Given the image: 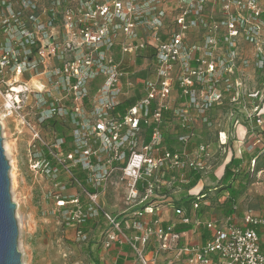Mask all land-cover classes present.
<instances>
[{
	"label": "built area",
	"instance_id": "1",
	"mask_svg": "<svg viewBox=\"0 0 264 264\" xmlns=\"http://www.w3.org/2000/svg\"><path fill=\"white\" fill-rule=\"evenodd\" d=\"M0 7V72L11 70L16 82L30 77L20 91L11 87L5 108L19 112L35 93L31 77H48L36 88V107L47 105L41 123L70 122L71 139L57 137L33 167L55 169L45 149L59 164L74 162V182L90 206L72 198L70 219L105 220L103 247L128 245L133 258L114 264H158L161 256L169 264H264V216L251 209L238 221L207 220L198 216L199 200L184 207L174 198L190 173H212L216 145L231 161V146L241 155L262 143L255 136L247 147L237 135L244 122L264 129L263 103L242 122L235 103L264 94L240 82L248 65L264 78V0H3ZM139 54L150 69L134 84L127 59ZM138 84L140 98L118 111ZM113 183L125 186L128 201L118 214L100 202ZM70 201L60 197L58 205ZM169 205L176 219L164 220ZM179 224L209 235L194 242ZM78 236L86 233L79 228Z\"/></svg>",
	"mask_w": 264,
	"mask_h": 264
},
{
	"label": "rangeland",
	"instance_id": "2",
	"mask_svg": "<svg viewBox=\"0 0 264 264\" xmlns=\"http://www.w3.org/2000/svg\"><path fill=\"white\" fill-rule=\"evenodd\" d=\"M3 0H0L2 2ZM13 5L15 0H8ZM1 11V7H0ZM4 32L0 34V42L4 40ZM52 64L58 63L53 59ZM128 66L135 73L131 76L136 84L140 79L149 74L150 63L137 58L127 59ZM248 71L241 75L240 82L246 85L250 90L264 89V78L257 79L253 73L252 65H248ZM41 68L37 73H41ZM145 73V76L144 74ZM30 76V75H29ZM25 78L20 77L19 81H15V75L11 70L8 72H0V124L3 136V145L6 149L7 158L11 163L10 179H12L11 196L16 204V217L19 228L18 245L19 251L22 254L23 264H113L118 260V249L116 246L112 248L103 247L102 239L106 224L102 219L97 218L96 227L89 226L86 233V238L81 239L78 236V227L71 218V210L74 208L72 198L79 196L84 207L87 209L90 206V200L84 198L82 193L83 188L74 182L72 173L76 172V167L73 161L64 162V152L69 147L60 149V156L64 164L55 162L52 167L55 168L51 172L43 170V166L34 168L33 165L37 160L36 154L44 151V148L55 143L57 137L69 136L71 123L58 119V124L42 122L40 116L41 110H46L47 105L37 108L36 88L42 83L48 82L46 75L34 74L31 77V85L35 89L30 95V99L25 103V106L19 109V112L10 113L6 108V101L9 99L8 94L11 93V87L18 86ZM139 85V84H138ZM138 85L133 86L129 91L130 94L136 93ZM98 85H95L92 94L97 93ZM128 91V92H129ZM263 103L264 94L257 97L241 96L235 103L236 118L242 122L244 115L248 113L254 114V105ZM264 118V115L262 116ZM60 121V123H59ZM245 123V122H244ZM238 127L241 135H237V139L246 141L248 147L250 143H255V136L264 140V129L257 124L250 123ZM248 134L244 136V132ZM39 133V137H38ZM256 147V146H255ZM218 150L217 161L213 165L212 173L205 177L211 178L214 173L221 175L224 167L229 162L226 159L228 153L220 150L219 146L214 147ZM234 146H231V154ZM248 153V151H245ZM243 156L244 157V154ZM230 154V153H229ZM44 155V154H43ZM257 168L263 170L258 173L257 170H252V165L249 167L247 158L244 157L241 170L250 174L246 192L238 199L235 212V220L243 216V213L253 209L255 212L264 215V153L259 155ZM12 172V175H11ZM88 187V186H87ZM215 192V191H214ZM125 186L122 183L111 184L105 191L100 202L106 210L120 213L128 206L126 199ZM219 196V195H218ZM215 193V198L209 197L207 203L200 205L203 207L204 219L225 220L226 214L223 210V202L226 197H218ZM64 197L70 202L64 208L58 205L59 198ZM221 200H220V199ZM165 212L169 217L174 216L172 206L166 208ZM104 222V223H103ZM130 232V231H128ZM93 253L91 252V250ZM158 264H169L170 258L161 256ZM96 258L99 260L96 262Z\"/></svg>",
	"mask_w": 264,
	"mask_h": 264
},
{
	"label": "trees",
	"instance_id": "3",
	"mask_svg": "<svg viewBox=\"0 0 264 264\" xmlns=\"http://www.w3.org/2000/svg\"><path fill=\"white\" fill-rule=\"evenodd\" d=\"M143 57H146V54H139L138 61H141ZM143 74L145 76V73ZM138 87L141 88L142 86L139 84ZM135 94L136 95H134L132 98L122 101V103L118 105L117 110L124 112L126 107L133 105V103H135L136 100L140 98L139 88L137 89ZM47 122L51 123V125L56 126L58 124V119L55 117H52V119L47 120ZM70 139H71L70 136L67 137V141H69ZM259 139L262 141V143L257 144L256 147L252 151H249L248 153L245 152L244 154V157L247 158V164L249 165V167L252 165V161L255 160V165L254 167L252 166L253 171L262 170V168L261 169L257 168V162L259 160V155L264 153V140L261 138ZM67 152L68 151L65 150V152L63 153L64 156H66ZM243 153L239 155L238 151H236V149L234 148L233 156H232L233 158L231 159V161H229L225 165L224 171L222 173L223 175L221 178L218 179L216 175L211 176V178H209L208 183L205 184L204 189L202 190L199 196L190 195L187 191V196L184 194L185 197L183 195V197L179 201L175 200V203L178 206L189 207L191 202L195 200L196 201L199 200L200 202H202L204 198L211 197L210 196L211 194L216 193L217 196L219 195L218 197H224V198L226 197V194H228V198L226 197L224 202L222 203L223 204L222 207H224L223 210L225 211L226 216H232L233 214H235L238 208L236 203L238 199L246 192L247 185L248 183H250V180H249L250 174L248 172L241 170L242 162L244 160V157H242ZM45 154L49 162L52 163V166L55 165V162H54L55 160L52 158V156H50L47 149H45ZM189 175H190V181L189 183H185V185H183L184 189H189V188L194 187L201 180V175L199 174L190 173ZM261 215L264 216L263 214ZM103 221L105 222V220ZM96 225H97V219L87 217L85 222H83L77 227L78 229L80 228L84 232H86L89 226L96 227ZM165 225L167 224L165 223ZM175 228L177 231L186 232V230H190L192 228V225L191 224H186V225L179 224ZM119 248L122 250L130 251V247L128 245H121V247ZM91 252L93 253L92 250ZM123 260L124 258H121L119 262ZM97 261L99 260L96 258V262ZM97 264H101V263H97Z\"/></svg>",
	"mask_w": 264,
	"mask_h": 264
},
{
	"label": "water",
	"instance_id": "4",
	"mask_svg": "<svg viewBox=\"0 0 264 264\" xmlns=\"http://www.w3.org/2000/svg\"><path fill=\"white\" fill-rule=\"evenodd\" d=\"M10 170L0 124V264H23L18 245L16 204L11 196Z\"/></svg>",
	"mask_w": 264,
	"mask_h": 264
},
{
	"label": "crops",
	"instance_id": "5",
	"mask_svg": "<svg viewBox=\"0 0 264 264\" xmlns=\"http://www.w3.org/2000/svg\"><path fill=\"white\" fill-rule=\"evenodd\" d=\"M228 163V162H227ZM213 175H216V174H213ZM222 175L223 174H221V175H218L217 174V178L219 179V178H221L222 177ZM217 179V180H218ZM208 180H209V177H202L201 178V180L194 186V187H192V188H189V189H184V190H182V192L180 193V194H178V195H176L174 198H175V200H179V199H181L182 197H183V195L185 194L186 196H187V191H188V193L190 194V195H198V194H200L201 192H202V190L204 189V186H205V184L206 183H208ZM185 195H184V197H185ZM211 197H212V200H214L215 198H213L214 196H215V194H211L210 195ZM220 199V198H219ZM208 200H209V198L208 197H206V198H204L203 200H202V202L200 203V205H202V204H204V202L205 203H207L208 202ZM221 200V199H220ZM210 201V200H209ZM170 204H171V202H169ZM168 203V204H169ZM203 210H204V208L203 207H201L200 208V210L198 211V216H200L201 218H204V213H203ZM201 211V212H200ZM165 212H168L166 209H165V211H163V214L161 215L162 216V218L164 219V220H169V219H171L172 217L171 216H169V217H167L168 215L165 213ZM235 214H233L232 216H234ZM243 215H244V213H243ZM227 217V216H226ZM235 218V217H234ZM240 219V218H239ZM208 220V219H207ZM211 220V219H210ZM187 231V234H188V238L190 239V240H193L194 242H200V243H203V241H204V239L209 235V232L207 231V230H205V229H197V231L196 232H194V229H190V230H186ZM116 248L118 249V255H117V258L118 259H121V258H124L125 260H126V262L127 263H131V262H133V258H132V256H131V253L130 252H127L126 250H122V249H120L118 246H116ZM116 262V261H115ZM114 262V263H115ZM113 263V264H114Z\"/></svg>",
	"mask_w": 264,
	"mask_h": 264
},
{
	"label": "bare ground",
	"instance_id": "6",
	"mask_svg": "<svg viewBox=\"0 0 264 264\" xmlns=\"http://www.w3.org/2000/svg\"><path fill=\"white\" fill-rule=\"evenodd\" d=\"M20 89H21V87L20 86H15V88H14V91H16V92H18V91H20ZM6 147V146H5ZM7 148V147H6ZM11 175H12V172H11Z\"/></svg>",
	"mask_w": 264,
	"mask_h": 264
}]
</instances>
